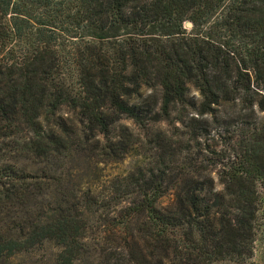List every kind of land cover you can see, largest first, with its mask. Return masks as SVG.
Masks as SVG:
<instances>
[{
  "label": "trees",
  "instance_id": "obj_1",
  "mask_svg": "<svg viewBox=\"0 0 264 264\" xmlns=\"http://www.w3.org/2000/svg\"><path fill=\"white\" fill-rule=\"evenodd\" d=\"M188 83L198 136L235 127L221 188L174 150L99 188L129 149L113 127L182 120ZM63 105L84 135L51 121ZM260 205L264 0H0V264H250Z\"/></svg>",
  "mask_w": 264,
  "mask_h": 264
},
{
  "label": "rangeland",
  "instance_id": "obj_2",
  "mask_svg": "<svg viewBox=\"0 0 264 264\" xmlns=\"http://www.w3.org/2000/svg\"><path fill=\"white\" fill-rule=\"evenodd\" d=\"M147 91L151 90L148 89ZM186 98L189 101V104L186 105V111H183L182 107L178 105L172 112V117L181 118L182 120H169L155 123L150 122L146 127L141 128L135 125L131 120L122 118L119 123L125 125L129 129L132 134L131 137L123 134L118 127V124L113 127L111 132L113 139L124 140L128 143L129 149L126 155L119 161H111L107 164H101V169L93 170L92 177L98 184L99 188L102 186L103 189L107 191L108 180L117 177L118 175H124L138 166L146 169H156L162 167L164 165L163 160L167 159L168 154L173 150L177 152L176 159L178 160H181L182 157L186 156L193 157L194 159H190L189 162L188 160L187 162L185 161L187 166H189L196 173H199L201 170L204 173H208L215 183V189L218 190L221 188V184L219 183V173L222 171L226 162L233 158L231 143L236 135L235 127L234 125H231L230 128H223L219 131L213 128L211 129L209 136H198L200 133L199 129L193 127L195 125L189 119V116H197L194 109L200 101V95L191 83H188ZM43 116L44 115L41 117L42 123L44 126H47L50 121L43 119ZM208 120L211 122L210 117H208ZM51 121L54 123H60L61 126H69L79 136L84 135L80 129L81 123L79 115L76 111L65 105L60 107ZM51 124L52 123L50 122V125ZM154 130H161L164 132V134L168 137V140L163 141L161 138H158L154 134ZM23 131H27L25 127H23ZM100 141L101 144L104 143L102 138ZM199 142L200 145L198 144ZM89 148L90 145H87L86 147L83 144H80V153H85L86 155ZM213 149L216 150L219 155H214L211 152ZM4 150L6 151L7 149ZM177 150H181V152H178ZM5 153L6 152H4L3 155H5ZM221 154H224V156L221 157ZM5 156H9V153ZM175 173L176 172H173V175ZM172 193L173 191L169 190L162 199V203L170 202ZM110 211L112 210L109 209L108 213H110ZM259 221V223H262V227L256 234L254 252L250 264H264V205H260ZM97 223H111V221L109 220V217H101ZM48 246L49 245L44 247V249L39 250L37 255L44 253V250L52 249V247L49 248ZM23 259L24 258L19 257L16 261L32 260V258ZM219 264L238 263L221 262Z\"/></svg>",
  "mask_w": 264,
  "mask_h": 264
},
{
  "label": "water",
  "instance_id": "obj_3",
  "mask_svg": "<svg viewBox=\"0 0 264 264\" xmlns=\"http://www.w3.org/2000/svg\"><path fill=\"white\" fill-rule=\"evenodd\" d=\"M186 25H187V26H189V25H190V23H189V22H186Z\"/></svg>",
  "mask_w": 264,
  "mask_h": 264
}]
</instances>
